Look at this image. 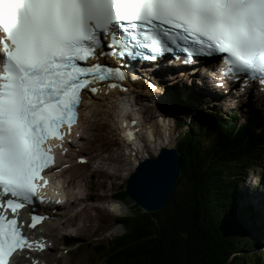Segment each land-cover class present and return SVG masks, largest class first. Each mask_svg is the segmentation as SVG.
<instances>
[{"label": "snow or ice", "instance_id": "6c2138e0", "mask_svg": "<svg viewBox=\"0 0 264 264\" xmlns=\"http://www.w3.org/2000/svg\"><path fill=\"white\" fill-rule=\"evenodd\" d=\"M104 40L118 51L105 53ZM177 40L188 54L184 63L222 53L225 74L264 83V0H0V264L45 247L24 232L44 217L33 214L25 225L18 215L53 164L46 141L62 140L61 129L71 128L83 90L125 79L119 69L78 62L98 49L156 60L173 51L165 41Z\"/></svg>", "mask_w": 264, "mask_h": 264}, {"label": "trees", "instance_id": "16d2710c", "mask_svg": "<svg viewBox=\"0 0 264 264\" xmlns=\"http://www.w3.org/2000/svg\"><path fill=\"white\" fill-rule=\"evenodd\" d=\"M188 114L193 117V112ZM194 118L192 127L176 137L184 178L181 191H172L158 212L138 209L137 214L119 218L126 232L88 246L94 260L100 264H251L254 256L257 263L264 258V248L249 252L264 244V230L259 231L251 204L238 206L244 195L235 190L251 168L264 163L261 117L239 121L237 113L207 112ZM116 196L127 198L125 189Z\"/></svg>", "mask_w": 264, "mask_h": 264}, {"label": "rangeland", "instance_id": "374dc122", "mask_svg": "<svg viewBox=\"0 0 264 264\" xmlns=\"http://www.w3.org/2000/svg\"><path fill=\"white\" fill-rule=\"evenodd\" d=\"M155 76L159 77L158 74ZM198 79L199 78L197 76H192L191 78L183 76L182 78H178V83L176 86L174 83L173 86L171 84H167L168 82L165 80L158 79V83H160L162 89L166 91V93L160 97V100L163 103L162 105L170 116L180 121L186 122L187 126L185 127H191L193 124V122L190 123L188 121L189 112L196 114L220 112L222 115H229L231 114L232 110H234L226 105L219 106L216 102L208 99L196 100L194 96L189 95L188 92L191 88L196 87L195 84H197ZM143 96H137V102L138 99H140L138 97H141L142 101L139 105L144 103L146 106L147 103L144 102L145 97ZM174 96H178L183 102H186L191 107V109L188 110V112V107L183 109L174 101ZM108 100L111 99L108 98ZM237 100L238 98L236 97L233 101L239 105L237 106V109H235L237 111V116H247V113L251 112V108H253V106H250L249 104L243 105L242 102H238L239 100ZM112 101H114V99H112ZM167 101L169 102V105L165 106ZM256 106L257 105H255V107ZM117 107L119 106L117 105ZM258 111L261 119L264 120V106H261ZM117 112V110L112 111L106 102L101 106L100 112L96 109L84 110L80 127L83 137L78 140L80 147L75 148V146H73L71 153H74L78 148H81L82 150L80 149V151L82 155L87 158L88 162L85 164H75V162H73V165L65 170L61 177L63 183H68V188H72L74 186L75 190L72 195L82 197L83 199L76 201L74 197L75 201H73L72 205L61 209L60 214L65 216V219L68 223H64L63 225L61 223V225H58V223L55 225L47 224L43 227V233L47 234L48 232L51 239L53 240L54 245L53 248L48 251L49 257L47 256V253L44 254L47 256V260L50 263L55 261V263L59 262L60 264H100L97 260H94L93 254L88 251L87 247L98 242L103 243L108 239L118 236L121 234L119 233L121 231L126 232L127 229L125 227L123 229L121 226H115L117 220L120 217L129 215L130 212L131 215L133 213L137 214L139 210L144 212V209L141 206H138L130 197L122 198L116 195L124 190L126 186L128 174H130L132 171V166L130 163L132 162L131 159L134 156L138 157L137 153L139 152L142 153L144 151H151L154 150V148L150 143L146 145V149H143L140 142H136V144H134V142L132 144L131 142V151H129V144L126 142L127 148H125V150L128 153L127 155H124L126 151L124 150L122 140L118 139L115 130L114 120L115 114H117ZM163 113L164 116H166V113ZM144 115L147 119L148 115L145 113ZM149 124L153 126V123ZM160 124L162 127L163 124ZM170 124L173 125L172 121ZM122 128L123 126H121L120 129L118 128L117 131L121 133L123 130ZM121 135L124 136V134ZM172 135L173 140L169 146L175 145L177 134H175L174 127ZM155 137L158 136L155 134ZM162 140H164L165 143L170 142L168 138L166 140L163 138L160 139V141ZM132 154H134V156L128 158ZM261 167L255 166L251 168L247 172L245 180L243 182L241 181L240 183H237L235 187L236 191L239 190V192L244 195L243 201L239 202L238 204L239 207L245 208L248 206V204H254L253 208L255 210L257 207L259 208L257 215H254L256 218V224L259 227V231L264 230V196L260 194L264 193V163ZM183 179L184 178L181 175L172 191H181L184 185ZM59 181L60 179H56V182ZM116 200H120L121 202L127 204V213L123 212L117 216L108 211L109 204ZM65 233H70L72 236H69V238H76L79 241L82 252L81 249L78 251L76 249H71V247H62L63 240L61 236H65ZM75 234L78 237L75 236ZM255 234L256 233L253 231V235ZM263 248L264 244L254 246L249 250V252L253 253ZM254 258L255 259H251V264L257 263L255 262L257 261L255 256ZM258 261L259 263L257 264H264V258L262 259L261 257Z\"/></svg>", "mask_w": 264, "mask_h": 264}, {"label": "bare ground", "instance_id": "6f19581e", "mask_svg": "<svg viewBox=\"0 0 264 264\" xmlns=\"http://www.w3.org/2000/svg\"><path fill=\"white\" fill-rule=\"evenodd\" d=\"M147 71H151V72H149V73H155L156 71L154 70V68H148L147 69ZM143 72H146L145 70H143ZM171 74H173V75H171L172 77H171V79H172V84L174 83L175 84V86L177 85V78H178V76L180 77V75H183V76H185V77H188V78H190L191 76H193V75H196L197 73H195V70H192V71H189V72H187V73H185V75L183 74V73H181L180 75L179 74H177V72L176 73H171ZM174 74H177V75H174ZM199 77V76H198ZM201 79H203L204 77H200ZM199 81H200V79H199ZM160 84V83H159ZM140 85V81H138L136 84H129V93H132V94H135L134 92L135 91H137L136 92V95L137 96H142L141 94H143V95H145L144 93H142V90H141V87L139 86ZM158 86H160V85H158ZM134 87H138V89H139V91L137 90V88H134ZM157 91H159V90H157ZM153 93H150V95H152ZM144 97V96H143ZM86 98H87V100L82 104V106H81V119H82V116H83V111L85 110V109H96V110H98L99 112H100V108H101V106L103 105V103H105L106 102V104L111 108V110L112 111H115L117 108H116V106L118 105V106H122L121 107V109L123 108V106H124V104H125V101H124V99H126V101H127V97H126V95H125V93H123V92H118V91H111V92H109V93H107V94H95V95H88V96H86ZM108 98H110L111 100H108ZM114 98H116V99H120L118 102L119 103H117V102H115L114 103V101H112V99H114ZM138 98H140V99H138V103H140L141 101H142V99H141V97H138ZM242 104L243 105H250V106H253V108H255V105H257V103H256V99H255V96L254 95H250V96H248V97H246V98H242ZM141 108L144 110L145 108V104L144 103H141ZM257 107H259V106H257ZM253 108H251V109H253ZM260 108V107H259ZM118 111V110H117ZM117 115H118V112H117ZM140 116V115H139ZM128 119H129V123L130 124H133L134 125V123H133V121H135L134 120V117H128ZM236 120V119H235ZM153 123V126L155 127H153L151 124H149L151 127H152V130H154V132L152 131V133L153 134H156L158 137H153V138H150V140H149V142H150V144L153 146V148L155 149V148H157V145H159V146H163V145H165V142H164V140H162L161 142H160V139H169V141L170 142H167L166 143V145H171V142H172V140H173V132H171L172 130L169 128V127H165V126H163L162 125V127L160 128V123H155V122H152ZM123 127H124V125H122ZM149 126V127H150ZM159 127V128H158ZM156 128H158V129H156ZM160 129H161V131H162V133L160 132ZM132 130H136V128H134V129H132ZM131 130V131H132ZM119 132V131H118ZM170 133H172V134H170ZM120 134V133H119ZM151 135V134H150ZM164 135V136H163ZM81 137H83L82 135H81ZM120 137H123L121 134H120ZM133 142H134V144H136V142H138V140H135V141H132V144H133ZM122 143H123V146H124V149L125 148H127V143L126 142H124V141H122ZM77 147H80L79 146V144H77L76 145V147L75 148H77ZM132 156H134V154H132L130 157H128V158H131ZM129 160V159H128ZM167 160L169 161V158L167 157ZM165 162H162L161 163V167H164L165 166ZM132 169V171L130 172V174H128V177L131 175V173L135 170V167H132L131 168ZM155 168H154V163H152V164H150V165H146V166H144V167H142V168H140V169H138L137 171L135 170V174H134V176H132L133 178L129 181V183L127 184L128 185V188L130 189V190H132L133 188H135V186L136 185H138V183H139V181L143 178L142 176L144 175V174H146V173H148V172H155V170H154ZM63 175V174H62ZM61 176V175H60ZM60 176H58L57 177V179L59 180L60 179ZM128 177H127V179H128ZM127 181V180H126ZM68 182V181H67ZM54 183V182H53ZM59 184H61L62 185V187L64 188V189H66L64 192H65V194H66V192H71L70 193V195H72L73 193H74V186L70 189H68V185L66 184V182L65 183H63V180L61 179L60 180V183ZM262 196H264V193H260ZM75 197V200L77 201V200H81V199H83L82 197H76V196H74ZM74 199H73V201H75ZM73 201H67V205L69 206V205H72L73 204ZM115 204H117V206H116V208H112V206L113 205H115ZM108 211H110L111 213H113V214H115V215H117V216H119L120 214H122L123 212H126L127 213V211H128V207L126 206V204L125 203H121V202H116V201H112L110 204H109V206H108ZM58 209L59 208H57L56 209V213H54L53 214V216L51 217V224H53V225H55L56 223H58V225L61 223L62 225L64 224V223H68L67 222V220L65 219V220H63L64 218H65V216H62L61 214H60V212H58ZM62 221H64V222H62ZM60 224V225H61ZM66 225V224H65ZM67 226V225H66ZM56 228H57V226H56ZM62 228V227H61ZM49 229V228H48ZM78 231H79V229H78ZM47 234H48V232H47ZM47 252H45L44 254H46ZM45 256V255H44Z\"/></svg>", "mask_w": 264, "mask_h": 264}, {"label": "water", "instance_id": "95a60500", "mask_svg": "<svg viewBox=\"0 0 264 264\" xmlns=\"http://www.w3.org/2000/svg\"><path fill=\"white\" fill-rule=\"evenodd\" d=\"M162 162L166 163L164 167H161ZM152 163H154L155 172L144 174L138 185L130 190L127 184L133 178L135 170L137 171ZM182 169V161L178 150L174 147H162L154 157L145 158L138 162L135 170L126 181L125 193L138 206H141L144 212H158L165 206L169 195L182 174Z\"/></svg>", "mask_w": 264, "mask_h": 264}]
</instances>
